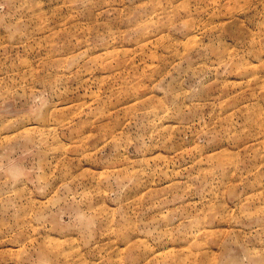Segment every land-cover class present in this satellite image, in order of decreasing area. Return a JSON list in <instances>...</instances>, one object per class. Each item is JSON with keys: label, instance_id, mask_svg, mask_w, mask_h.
<instances>
[{"label": "rangeland", "instance_id": "374dc122", "mask_svg": "<svg viewBox=\"0 0 264 264\" xmlns=\"http://www.w3.org/2000/svg\"><path fill=\"white\" fill-rule=\"evenodd\" d=\"M0 264H264V0H0Z\"/></svg>", "mask_w": 264, "mask_h": 264}]
</instances>
